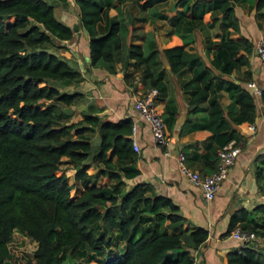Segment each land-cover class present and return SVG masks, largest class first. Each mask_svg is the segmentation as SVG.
<instances>
[{"label":"trees","instance_id":"obj_1","mask_svg":"<svg viewBox=\"0 0 264 264\" xmlns=\"http://www.w3.org/2000/svg\"><path fill=\"white\" fill-rule=\"evenodd\" d=\"M123 1L73 0L79 24L88 36L89 63H100L108 72L120 60L126 23L112 17L103 33H99L98 23L106 8ZM165 1L130 3L145 12ZM237 1L242 0H174L184 5L170 20L181 43L159 52L148 39L141 46L129 44L125 53L142 67L134 77L146 88H156L157 96L163 92L165 71L180 79L189 111L203 113L192 128L210 131L205 144L210 155L202 156L210 169L215 168L217 149L237 141L235 125L251 123L255 116V103L245 85L225 77L234 68L247 67L252 50L246 37L230 36L239 31L233 10ZM255 7H264V0H255ZM205 12L211 21L202 23ZM217 19L219 38L212 44L207 36L206 51L211 45L215 48L205 63L196 51L184 48L183 33L187 24L200 22L208 28ZM72 34L71 27L56 18L53 6L45 0H0V264L9 257L7 243L13 231L35 242L33 261L25 264H88L89 260L97 264H193L190 249L205 240L206 228L184 229L177 205L156 194L149 183L133 181L125 187V179H133L137 173L131 119L100 120L84 113L70 120L71 113L65 108L78 93L60 91L55 83L78 81L81 75L48 48L71 39ZM248 79L246 73L243 81ZM222 90L229 99L225 105L220 102ZM94 127L98 129L95 151L84 136ZM62 157L72 164L71 183L59 168ZM88 160L97 168L93 173L87 171ZM97 175L108 182L97 183ZM255 180L264 193V156ZM73 187L78 194L71 198ZM235 226L264 239V202L249 210H234L225 232ZM112 236L118 249L113 255L103 254L102 248L109 247ZM67 250L77 253L80 260L72 262ZM225 264H264V249L244 245L228 250Z\"/></svg>","mask_w":264,"mask_h":264},{"label":"crops","instance_id":"obj_2","mask_svg":"<svg viewBox=\"0 0 264 264\" xmlns=\"http://www.w3.org/2000/svg\"><path fill=\"white\" fill-rule=\"evenodd\" d=\"M128 1L130 2L125 0L119 4L114 2L115 6L103 11L101 21L98 23L99 33L106 30L112 17L126 23L121 34L120 60L115 63L113 72H108L100 63L94 65L89 63L88 36L79 24L78 8L73 0L51 1L52 6L56 8V18L70 26L73 34L71 39L60 41L57 46H50L48 50L64 58L81 75L80 80L68 83L70 89L67 92L78 93V98L70 105L72 121L81 118L84 113L95 115L100 120L116 121L124 117L130 118L131 123L135 124V130L130 137L134 138L138 147L134 162L137 173L133 179L125 181L149 183L156 194L169 197L177 205L179 214L184 217L185 221L182 224L184 229L197 226L206 228L205 240L190 249L193 264H225V253L228 250H239L241 247L236 239L225 232L230 214L240 207L249 210L264 202V193L258 189L255 180V172L261 166V159L264 156V67L253 52L256 40L264 33V7L256 9L255 0L233 3L239 31L231 32L230 36L246 37L252 43V50L248 57L249 65L234 68L225 77L233 82L241 80L244 87L247 80H243L248 73V80L259 86L260 93L253 95L248 91L255 103V116L251 123L241 122L235 125L240 151L214 196L205 200L199 186L184 176L176 160L177 152L181 151L187 168L200 174L212 170L202 162V156L210 155L205 146L210 131L192 128V124L197 123L203 113L189 111L187 95L180 88V79L165 71L161 79L164 88L162 94L157 96V104L161 111L166 143L164 145L155 143L146 122L138 118L132 109L134 92L148 89L138 77H134L139 74L142 67L136 66L134 59L125 56L129 44L141 46L147 44L148 39L152 40L159 52L165 47L180 44L181 39L174 33L170 20L184 10V5L180 6L175 4L174 0H167L154 5L151 13H148L139 12L134 8L127 9ZM141 15H145L143 20L138 19ZM207 21H211L209 12L203 13L201 17L202 23ZM187 26L188 30H185L182 38V41L186 42L184 48L196 51L202 60L208 63L215 47L211 45L206 51L207 36L209 35L212 44L218 40L219 37L216 35L220 33L218 19L208 28L200 22ZM159 57L164 69L167 70L168 64L161 54ZM221 93L220 102L225 105L229 99L225 91L222 90ZM86 133L84 135L90 144L97 139L94 147L91 145L95 151L98 144L97 127H94L90 135L87 136ZM246 245H249V242Z\"/></svg>","mask_w":264,"mask_h":264},{"label":"built area","instance_id":"obj_3","mask_svg":"<svg viewBox=\"0 0 264 264\" xmlns=\"http://www.w3.org/2000/svg\"><path fill=\"white\" fill-rule=\"evenodd\" d=\"M253 52L258 58L262 67H264V39L260 37L256 40L253 46ZM245 88L250 91L253 95L260 93V88L253 81L247 80L245 82ZM132 109L140 118L147 124L148 131L151 138L157 144L164 145L165 129L163 120L161 117V111L157 104V89L148 88L141 91H135L132 95ZM252 129V125L249 126ZM135 130V124L131 123V134ZM131 138V145L134 151H138L136 141L133 137ZM240 151V144L235 140H230L226 144L222 145L216 151V165L208 173L200 174L196 170L187 168L184 163V155L181 151L176 154V160L179 165L181 172L186 178L193 184L199 186L201 195L205 200L211 199L220 182L227 176L231 165L234 163L238 153ZM229 236L236 239L240 246L246 245L250 240L255 239L253 232L243 230L238 226L233 227L229 231Z\"/></svg>","mask_w":264,"mask_h":264},{"label":"rangeland","instance_id":"obj_4","mask_svg":"<svg viewBox=\"0 0 264 264\" xmlns=\"http://www.w3.org/2000/svg\"><path fill=\"white\" fill-rule=\"evenodd\" d=\"M48 3H50L51 5H53V3H51L52 0H45ZM129 2V1H128ZM54 7V14H55V6ZM127 9L133 8L131 7V3H127L126 6ZM154 9V6L147 9L146 11L148 13H151V11ZM57 14H55L56 16ZM57 17V16H56ZM139 21V20H137ZM70 83V82H69ZM60 91H68V89H70V85L68 83H62V82H57L55 83ZM68 112H70L71 110V106L69 105L67 108H65ZM71 113V112H70ZM70 120H73V117L70 115ZM91 131H88L86 134L87 136L90 135ZM85 136V135H84ZM97 139H95L94 141H91V145L94 147V143ZM89 163H91L92 161L88 160ZM59 168L60 170H62L69 183H71L73 181L72 179V172H73V168H72V164L70 162L67 161V159L65 157H62L59 163ZM95 167H93V164L91 163L87 170L88 171H96V168L93 169ZM96 182L97 183H107L108 180L105 176H100L97 175L96 176ZM125 182V187H129L132 183L128 182V181H124ZM70 197L73 198L78 194V191L75 190V188H71L69 191ZM116 243V238L114 236L110 237V243H109V247L106 248H102V252L103 254H108V255H113L116 253L118 247L115 245ZM249 245L255 248H259V249H264V239L262 238H257L255 237V239H252L249 241ZM7 247H8V251H9V257L2 262L1 264H25L27 261L32 262L33 258H32V252L35 248V242L30 239L29 237H27L24 234H21L19 232L13 231L10 237V240L7 243ZM66 254L70 255L72 257V262L78 261L80 260L78 257L77 253L74 252H70L69 250L66 251ZM67 264H69L67 262ZM72 264V263H70ZM88 264H97L95 261L93 260H89Z\"/></svg>","mask_w":264,"mask_h":264},{"label":"water","instance_id":"obj_5","mask_svg":"<svg viewBox=\"0 0 264 264\" xmlns=\"http://www.w3.org/2000/svg\"><path fill=\"white\" fill-rule=\"evenodd\" d=\"M83 31L85 32V30L83 29Z\"/></svg>","mask_w":264,"mask_h":264}]
</instances>
